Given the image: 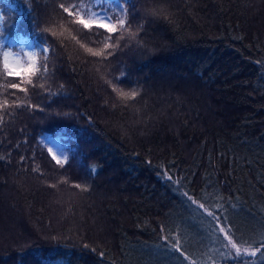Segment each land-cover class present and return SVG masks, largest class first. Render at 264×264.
Returning <instances> with one entry per match:
<instances>
[{"label": "trees", "instance_id": "1", "mask_svg": "<svg viewBox=\"0 0 264 264\" xmlns=\"http://www.w3.org/2000/svg\"><path fill=\"white\" fill-rule=\"evenodd\" d=\"M131 3L106 48L60 6L106 0H0V52L42 48L27 76L0 57V264H264V0Z\"/></svg>", "mask_w": 264, "mask_h": 264}, {"label": "snow or ice", "instance_id": "2", "mask_svg": "<svg viewBox=\"0 0 264 264\" xmlns=\"http://www.w3.org/2000/svg\"><path fill=\"white\" fill-rule=\"evenodd\" d=\"M130 6L133 9L135 8V5L131 3V0H116V3L113 5L115 8V11H113L112 8L106 9L105 11L107 13H111L110 15H105L101 14L95 11L91 10H81L82 15L80 12L72 11L69 9V7H65L63 4L60 6L64 9L65 12H67L70 16H77L79 15L80 18L76 21L80 25L83 26L84 29H91L93 26H95L97 29H103L107 33H109L108 36L103 37V43L106 48H116L119 47V41L124 38V34L127 33L129 35V38H134L135 34L130 32L129 29L131 28V24L129 23L127 27H125L127 21H128V8L126 7ZM74 8H79V4L74 5ZM167 9L163 8L162 6L159 5V0H158V6L154 7L153 9L150 10L149 14L152 16H164L165 19H168V15H166ZM87 17V18H85ZM119 26V28L117 27ZM142 28V26H141ZM46 31H52V35H57V33L51 29H45ZM120 31V35L116 36L115 39H113V36L111 35L112 33H115L117 31ZM2 35V33H0ZM97 35H100V33H97ZM110 42V43H109ZM83 47V45H81ZM47 51V49H45ZM87 51L92 52V49L89 48ZM93 55H100L99 52H92ZM8 52H4V68L7 70L8 75H15L18 71L21 69L19 67L17 68H12L10 67L8 63ZM37 71H40L39 68L36 69ZM47 64L43 65V73H47ZM27 71H32V69L29 67ZM43 78V74L41 75V79ZM24 81L21 80L20 83L16 82H9V86L14 89H20V91H25V89L20 87V84L23 83ZM28 83H31V81H28ZM114 91H118V94L121 95L122 98L124 99H134L136 96V93H122L119 92L118 89H113ZM55 95V93H53ZM7 101H5V104ZM19 106V105H17ZM42 110V109H41ZM49 154L51 155V158L56 161L57 164L62 163V161H66L68 159L67 155H65L63 152H58L54 153L52 148L48 149ZM33 171H37V169H33ZM168 179H172L171 176H168ZM51 187H55V185H50ZM76 188H81V185L77 184L74 185ZM84 191H87V188L83 189ZM185 197L194 205H197L198 209H203L209 217L212 218V220L216 221V229L218 232L224 233L225 228L219 226V217L215 215L212 211H209L208 208L205 207L204 203H198L196 200H194L188 193L184 194ZM227 239V235L225 237ZM167 239V238H165ZM228 244L231 245V249H234V256L235 257H240L242 254L241 247L237 246V243H234L231 239H228ZM87 247V246H85ZM172 250L175 252H179L180 256H182L185 260H188L189 257L185 255V253L181 250V248L177 244H174L172 246ZM260 251L259 248H257L255 251L249 252L247 248L244 249L243 254L245 255H252L255 256L257 252Z\"/></svg>", "mask_w": 264, "mask_h": 264}, {"label": "rangeland", "instance_id": "3", "mask_svg": "<svg viewBox=\"0 0 264 264\" xmlns=\"http://www.w3.org/2000/svg\"><path fill=\"white\" fill-rule=\"evenodd\" d=\"M108 1H109L108 7L106 6V8H101L97 10L94 9V11L101 13V14L110 15L111 13H107L105 10L112 8L113 11H115V8L113 7V5L116 3V0H108ZM1 19L2 17H1V12H0V25H1ZM0 43H1V39H0ZM41 50L42 49L40 47L36 46L28 38L21 37L19 41L15 42V48H11V47L5 48L4 51L9 53L8 63L10 67L12 68L19 67L21 69L20 71L16 73V75L25 76L33 72L36 69L37 63H38V55ZM29 67L32 69V71H27ZM42 142L44 145L48 146L49 148H52L54 153L63 152L65 155H67V157H69V149H67V145L62 143L59 139L47 136V137L42 138ZM66 161H62V162L64 163ZM261 250L262 249H260V251H258L255 256H257L261 252ZM252 251H255V250H250L249 252H252ZM243 252L244 251H242L241 255L245 258L255 257L252 255H245L243 254Z\"/></svg>", "mask_w": 264, "mask_h": 264}]
</instances>
